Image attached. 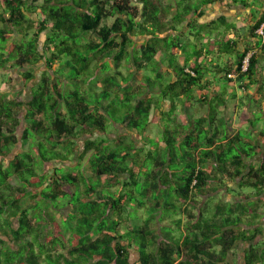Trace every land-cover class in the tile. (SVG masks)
Returning <instances> with one entry per match:
<instances>
[{
  "label": "trees",
  "instance_id": "obj_1",
  "mask_svg": "<svg viewBox=\"0 0 264 264\" xmlns=\"http://www.w3.org/2000/svg\"><path fill=\"white\" fill-rule=\"evenodd\" d=\"M212 2L182 0L181 11L167 24L169 9L159 0H0V70H25L21 76L28 87L38 78L35 72L45 69L28 101L10 99L7 87L0 85V159L12 153L20 138L30 142L29 151L16 154L8 167L0 163V264H229L238 243L248 244L244 264H264V239L255 243L264 234L259 222L264 129L257 132L264 115L252 113L247 128L233 136L225 120L218 119L220 107L226 106L223 98L186 125L173 118L179 101L184 107L197 87L202 90V78L187 51L183 63L177 60L173 50L180 48L179 41L160 35L176 31L197 13L198 4ZM235 2L248 6L247 0ZM111 19V25H103ZM262 24L264 14L251 29L261 44L250 48L257 54L249 71L240 74L250 49L234 68L221 67L227 82H235L230 73L239 74L245 94L254 84L263 91L255 74L257 57L264 51L256 33ZM92 35L99 41L90 39ZM228 47L221 53L235 52L236 46ZM163 52L172 79L157 61ZM203 54L199 50L195 56ZM57 63L59 68L53 69ZM152 63L156 81L141 74ZM125 64H132L128 74ZM97 70L103 73L100 89L87 91ZM70 83L79 87L67 92L64 87ZM166 100L172 106L169 112L163 109ZM153 112L161 117L160 140L145 135L159 120L158 115L151 119ZM123 129L128 133L122 135ZM137 135L145 136L144 149L124 140ZM81 139L80 160L89 156L90 176L80 164L67 165L74 163ZM53 163L50 175L46 168ZM74 166L77 173L59 174L61 167ZM12 176L20 185L11 183ZM223 186L236 200L218 199L210 214L207 202L219 198ZM62 200L76 212L59 223L53 211ZM139 210L148 217L135 226ZM63 228L71 231L69 237Z\"/></svg>",
  "mask_w": 264,
  "mask_h": 264
},
{
  "label": "crops",
  "instance_id": "obj_2",
  "mask_svg": "<svg viewBox=\"0 0 264 264\" xmlns=\"http://www.w3.org/2000/svg\"><path fill=\"white\" fill-rule=\"evenodd\" d=\"M159 1L160 6L163 9H169L168 18L165 21L168 24V22L175 17V14L180 11L181 5H179V3L182 4V0ZM212 1V4L209 5L204 4L200 6V4H198L199 6L196 14L190 15L186 21L178 26L176 31L169 30L168 32L161 34L160 37L165 38L169 36L168 38L170 40L175 42L179 41L180 48H175L173 50L178 57L177 60L180 64L183 63V55L185 51H187L186 57H190V65L199 68V74L202 78L199 84L202 90L197 87L193 92V99L187 101V104L184 107L182 104L183 102L179 101L180 106L177 107L175 116H185L187 122L193 121L196 118L208 114L210 111L209 104L212 101L215 100L218 102L220 98H223L226 101V106L220 107V116L218 119L225 120L228 132L233 136L243 129H246L248 126V122L244 127H241L238 123L239 112L242 109H244L243 113L249 111L251 114L262 113L264 115V109L255 111L253 106L255 102L262 103L264 106V51L257 57L258 65L255 70L256 78H258L263 84V86H261L263 88L262 92H258L259 86L258 84H254L246 94L244 93L242 95V91L239 89V84L233 81H228L226 86H222L217 83L216 79L212 78V75H210L208 71H215L217 73V78L222 79L223 72L221 71V67L222 69H226L229 66L234 68L238 65V61L245 51L261 44L258 38L252 36L251 29L264 14V0H247L248 6L243 5L241 2L236 3L235 0ZM200 13L203 15L199 16ZM111 20L114 21V19ZM140 21H142V18ZM223 30L226 32L223 33ZM199 31L205 35L207 33L210 39L205 37L203 38V41H200V44L197 45L194 42L198 41L196 37ZM212 34H215V36ZM146 38L148 39L149 37H140L138 40L143 44ZM207 39L208 42L206 43ZM191 45H194L193 52H189L187 49V47H190ZM229 45L236 46V49L233 54H228L232 55V57L227 59L223 66L219 63L204 66L203 59H208V61L210 60V62L213 63L215 57L226 55L221 53V49L226 50L229 48ZM199 50H202L204 54L197 58L195 53ZM209 52H211L210 55L208 54ZM157 61L160 62L161 70L166 72L172 79L173 72L169 68L167 54L165 52L159 54ZM188 69H190V67H188ZM158 93L159 92L157 91L154 92L155 95ZM240 95H242V98L239 97ZM181 98H184L183 95L180 96V100ZM242 103H244L243 106ZM171 108L170 101H164V111L169 112ZM154 115L159 116V113L153 112L151 119H153ZM160 118L161 117L159 116V120L154 123L158 124ZM177 120L180 122L179 116L177 117Z\"/></svg>",
  "mask_w": 264,
  "mask_h": 264
},
{
  "label": "rangeland",
  "instance_id": "obj_3",
  "mask_svg": "<svg viewBox=\"0 0 264 264\" xmlns=\"http://www.w3.org/2000/svg\"><path fill=\"white\" fill-rule=\"evenodd\" d=\"M42 1V0H41ZM182 9V8H181ZM180 9V11H181ZM113 23V20H105L103 25H111ZM200 30V29H198ZM214 32V31H213ZM226 32L223 30V33ZM215 33V32H214ZM196 34V33H195ZM200 35V36H198ZM198 35H197V40L198 41H195L194 43L195 44H200V41H203V38L205 37H208L209 35L206 33L205 34H202L200 33V31L198 32ZM215 36V34H212ZM90 39L94 40V41H99L98 38L94 35L92 36H89ZM208 39H210V37H208ZM208 39L206 40V43L208 42ZM223 40V39H221ZM261 40V39H260ZM259 40V41H260ZM142 44V42H140L139 40L137 41L136 45H135V49L133 48V51H137L140 49V45ZM188 51L189 52H193L194 51V45H191L190 47L188 46L187 47ZM132 50V49H131ZM230 57H232V55H222L221 57H215L213 63L210 62V60L208 61V59H203V64L204 66L205 65H212V64H220L221 66H223L226 62L227 59H229ZM155 63H152L150 67L148 68H144L142 70V73L143 76H151L153 80L156 81V73L152 71L153 68H156V66H154ZM125 66H128V67H125L124 68V72L126 74H128V68L130 66H132V64H125ZM56 68L58 69L59 68V64H55L53 66V69ZM43 67L42 68H39L35 73L37 75V80H35L33 83H30V85L28 87H24V79L22 78L21 76V73H23V71L25 70H11L9 72H5V71H2L0 70V85L1 87L4 89H6L7 87V91L9 92V97L10 99H16V100H19V101H28L32 95V88L35 87L41 77V74L43 72ZM189 70V69H188ZM208 73L210 75H212V78L213 79H216L217 80V83L221 84L222 86H226L227 85V81L224 80V79H218L217 78V73L215 71H208ZM138 73V75L136 76L137 80L140 81L142 80V75ZM103 76V73L101 70H97L95 72V75H94V78L91 79V80H94L91 84H87L85 89L87 91L89 90H93L94 89H100V81H98V78L100 80V78ZM131 75H129L128 77H130ZM167 78L169 79V76L166 74ZM6 78V80H4V78ZM132 78V76L130 77ZM9 81V85L7 84L6 81ZM6 82V84L4 83ZM4 83V84H3ZM8 85V86H7ZM159 86V84H158ZM63 87V86H62ZM79 86L75 83H70V84H65V87L64 89L67 90V92L69 90H75L77 89ZM161 89V88H160ZM240 89V88H239ZM156 92V91H155ZM242 95H243V91H242ZM242 95H240L239 97L242 98ZM248 102V101H247ZM254 106V109L255 111H260L261 109L263 110L264 109V106L263 104L261 103H258V102H255V104L253 105ZM64 111V110H63ZM244 109H242L239 113V117H238V123L241 125V127H244L246 125V123L248 122V118L250 117V112L247 111L246 113H243ZM257 115H260L257 114ZM179 116V121L178 122L179 124H181L182 126L183 125H186V122H187V119L185 116H181L180 115H176V117ZM175 117V115L173 116V118ZM167 121H169L167 119ZM170 122V121H169ZM171 123V122H170ZM27 126V124L24 123V125H22L19 129V137H22V133H23V130L24 128ZM174 126V125H173ZM262 129H264V120L262 119L258 125V131H263ZM163 128L159 126V123L158 124H152L150 127H149V130L146 132L145 135L149 136L151 139H156V140H160L161 137H163ZM181 129H178V131H180ZM122 135H124L125 133H128L127 131H125L124 129L121 130ZM258 134L254 135L257 137ZM111 140L115 139L116 137V134H112L111 136ZM145 136H136L134 139H132L131 137H127V138H124V140L126 142H135V145L136 147L139 149V148H145L144 145L146 144L145 141L146 139L144 138ZM86 138V137H84ZM83 138V139H84ZM129 138V139H128ZM83 139L80 140L79 142V146H78V152L76 154V157L74 158V163H67V165L69 166H72V165H78L80 164L82 166V170L83 172L86 174V175H91V168H90V164L88 162V157L87 156L84 160H80V153L82 152L83 150ZM163 142V141H162ZM30 142H23L22 139L20 138V142L16 145H12L11 148H12V153L4 160L0 159V163H3L4 167H8L9 166V163H10V160L12 158H14V156L16 154H19V153H23V152H27L29 151V147H30ZM164 143H162L161 145H163ZM154 146V148H156V143H153L152 144ZM151 145V147H152ZM53 164H48V168L47 169V173L48 174H53L52 172V169H53ZM75 168H70V167H61V170L59 171V174L60 175H65V174H68V173H74V171H76L77 173V170H79V167H76L74 166ZM81 169V168H80ZM43 172L41 171V175ZM46 173H44L45 175ZM10 181L11 183H13V185H20V183L18 182L17 178L15 176H12L10 178ZM229 186H230V183H229ZM83 188V187H82ZM231 188H233L234 190H237L239 191V188L238 186H236L235 184H232L231 185ZM43 188H40V190H42ZM66 189L69 191V192H72V189L71 187H66ZM84 189V188H83ZM227 189H230V188H226L223 186L222 190H220L217 194L218 196H220L219 198L217 196H213V198L211 197V199H209V201L207 202L209 205V210H210V214L212 213H215V204L217 203L218 199H221V200H224V202H234L236 199L234 197V195L231 193V191L227 190ZM246 192L245 193H250V192H253L252 189H246L245 190ZM35 193V191H34ZM207 199H205V202H206ZM253 201V200H251ZM257 200L256 202L254 203L255 205H257ZM61 204H63L62 206L59 207V210H54V214L56 216V220L61 223V221L63 220L64 216L68 215V214H71V213H75L76 210H75V207L70 205V204H67V202L65 200H62L60 201ZM66 203V204H65ZM246 203H250V201L246 202ZM214 211V212H213ZM136 213L137 212H134L132 213V215H135L136 216ZM261 218L259 220L260 224L262 225V229L264 230V205L261 204ZM148 217V213L146 212V210H139L138 213H137V217L134 218V221H132L133 225L135 226H141L144 222V220ZM185 218V217H184ZM168 223V221H167ZM48 229H50V226H47L45 228V232L48 231ZM63 232L65 233V236L66 237H69L70 234H71V231L70 230H65L63 228ZM264 239V234H261L259 235L256 239H255V243H259L260 241H262ZM248 247V244H245V243H238L235 250L230 254L229 258H228V262L229 264H233L234 262H236L237 264H244V256H245V249ZM137 254H135L133 256V258L136 260L137 258Z\"/></svg>",
  "mask_w": 264,
  "mask_h": 264
},
{
  "label": "built area",
  "instance_id": "obj_4",
  "mask_svg": "<svg viewBox=\"0 0 264 264\" xmlns=\"http://www.w3.org/2000/svg\"><path fill=\"white\" fill-rule=\"evenodd\" d=\"M257 35H259L262 40H263V43H264V24H262V26L256 31ZM257 54V50L256 49H250L246 55L244 56L243 58V61H242V65H241V70H240V74H243V73H247L250 69V66H251V61L253 59V57ZM187 72H190V70H187ZM192 73V75H195L193 72H190ZM229 78L234 80L236 83L239 82V74H235V73H230L229 75ZM239 84V87L241 89V91H243V93L246 92V89L241 87V82L237 83Z\"/></svg>",
  "mask_w": 264,
  "mask_h": 264
}]
</instances>
